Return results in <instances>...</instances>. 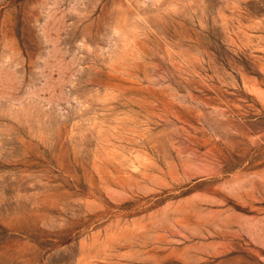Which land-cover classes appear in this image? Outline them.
I'll return each instance as SVG.
<instances>
[{
  "label": "rangeland",
  "instance_id": "1",
  "mask_svg": "<svg viewBox=\"0 0 264 264\" xmlns=\"http://www.w3.org/2000/svg\"><path fill=\"white\" fill-rule=\"evenodd\" d=\"M0 264H264V0H0Z\"/></svg>",
  "mask_w": 264,
  "mask_h": 264
}]
</instances>
